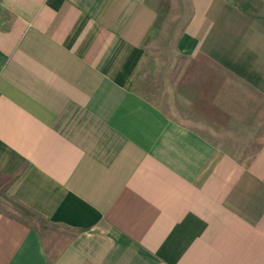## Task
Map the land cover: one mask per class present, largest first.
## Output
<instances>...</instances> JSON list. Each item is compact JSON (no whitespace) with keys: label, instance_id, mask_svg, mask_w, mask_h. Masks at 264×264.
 Listing matches in <instances>:
<instances>
[{"label":"crops","instance_id":"obj_1","mask_svg":"<svg viewBox=\"0 0 264 264\" xmlns=\"http://www.w3.org/2000/svg\"><path fill=\"white\" fill-rule=\"evenodd\" d=\"M189 1L177 53L264 101V0ZM156 18L0 0V173L26 164L9 195L81 230L51 262L0 212V264H264V139L232 153L140 90Z\"/></svg>","mask_w":264,"mask_h":264},{"label":"rangeland","instance_id":"obj_2","mask_svg":"<svg viewBox=\"0 0 264 264\" xmlns=\"http://www.w3.org/2000/svg\"><path fill=\"white\" fill-rule=\"evenodd\" d=\"M159 0H151L156 6ZM167 16L145 41L149 60L140 90L171 117L203 133L232 153L264 139V101L234 80L218 86L213 71L176 51V42L191 13L189 0H169ZM198 64H200L198 66ZM214 84V85H213ZM53 233H48L50 242ZM57 246H55L54 251Z\"/></svg>","mask_w":264,"mask_h":264},{"label":"trees","instance_id":"obj_3","mask_svg":"<svg viewBox=\"0 0 264 264\" xmlns=\"http://www.w3.org/2000/svg\"><path fill=\"white\" fill-rule=\"evenodd\" d=\"M168 1L159 0L158 4L154 6L157 15L155 25L167 16L169 9ZM25 169L26 164L11 172L0 173V212L23 223L29 228L35 229L41 236L45 251L47 254L49 253L50 260L53 262L55 259L53 255L55 246H57L56 251L59 253L81 230L65 224L51 222L40 213L32 210L9 195V187L21 176ZM48 233L54 234L50 242L47 240Z\"/></svg>","mask_w":264,"mask_h":264}]
</instances>
